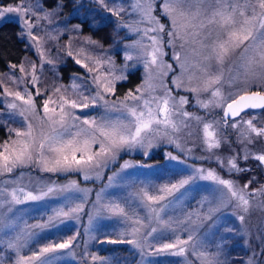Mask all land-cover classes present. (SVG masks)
Wrapping results in <instances>:
<instances>
[{
    "label": "snow or ice",
    "instance_id": "6c2138e0",
    "mask_svg": "<svg viewBox=\"0 0 264 264\" xmlns=\"http://www.w3.org/2000/svg\"><path fill=\"white\" fill-rule=\"evenodd\" d=\"M156 4L157 0H132L129 15L134 14L136 19L118 24V27H125L137 35L133 43L124 45L125 60H133L135 52L137 62L143 65L145 71L144 82L134 91L129 90L123 98H106L115 96L116 82L127 79L124 70L129 67L125 64L121 74L117 75L111 59L108 60L109 73L89 77L90 83L77 77L81 83L74 82L70 86L72 97L65 95L68 88L56 87L42 100L39 111L36 97L42 93L37 86L40 83L37 65L31 64L27 82L24 77H9L17 88L23 85V91L3 87L0 92V125L8 133V139L0 142V264H3L5 253L9 254L10 264H53L59 258L55 254L60 250H71L76 240L74 235L24 254L29 242L38 235L36 229L43 232L56 228V222H63L65 218L79 219L75 214L83 210V203L68 211L56 209L45 223L28 224L21 215L23 210L16 206L39 202L54 192L68 189H57L54 185L41 183L29 187L32 181L24 183L25 173L22 170L25 168L51 173L77 172L83 174L85 180L91 179L94 174L95 178L100 179L101 171L116 161L122 151L139 148L144 155H148L159 140H166L182 152L190 153L192 149L184 146L187 140H184V144L182 140L194 135L193 124L197 129L195 134L200 138V147L211 154L202 158H215L223 166L225 161L213 150L229 143L227 131L232 129L237 131V143L243 147L240 153L228 157V171H251L240 167L237 158L244 161L252 158L258 162V166H264V151L252 152L248 147L258 140L264 141V125L257 126L255 122L256 115L261 113L253 115L246 112H264V0H159L160 14L169 21L167 41L164 38L166 25L154 15ZM111 11L120 16L125 9L117 5ZM5 13L18 15L24 34L39 49V38L32 33L35 25L26 18L36 16L31 6H25L21 0L16 6L0 8V18ZM50 15L46 13L43 19H49ZM36 19L39 21L40 17L36 16ZM88 42L96 43L90 38ZM166 45L171 49V59L177 64L178 74L173 65L163 59L168 55L164 50ZM40 55L43 56L42 51ZM68 55L71 56L72 52L69 51ZM89 59H93L98 70L100 59ZM45 62L53 63L42 59L41 70ZM76 63L82 62L77 59ZM82 66L88 73L94 71L87 63ZM10 68L16 69L17 65L11 64ZM25 71L21 64L19 72ZM169 72L173 73L175 89L193 93L196 104L210 110L207 113L209 117L219 109L220 118L205 119L185 110L188 97L174 96L173 88L164 82ZM2 85L3 81L0 80ZM253 86L256 90H253ZM225 88L228 90L225 91ZM157 89L161 90L159 94ZM202 93H208L209 98L201 99ZM54 95L56 99H53ZM97 108L103 109V115L99 118L91 115V112H83ZM78 109L82 115L77 114ZM242 114L251 115L252 118L245 119ZM9 121L19 123L21 127L13 128ZM167 156L171 160H179L171 153H167ZM138 166L145 165L125 160L121 171ZM117 175L113 173L108 177L109 187L115 183ZM201 180L211 182L209 192L215 198V208L210 207L207 215L194 210L183 218L173 219L169 216L168 210L182 204L192 190L191 186ZM251 183L249 180L241 187L232 179L222 178L215 170L195 168L192 173L180 176L174 182L156 186L154 191L149 185L134 193L133 198L138 206L147 210L144 217L130 210L127 201L124 206L119 201H108L96 210V215L106 211L120 217L128 225V229L120 235L130 236L131 239L109 242L132 245L141 252L142 257L165 254L182 257L185 264H190L187 255L191 251L201 264H221L219 245L215 255L200 250L204 245L196 237L197 229L203 220L212 219L215 211L228 206L241 213L238 219L243 223L244 214L252 207V199L264 196V185L249 192ZM69 188L83 193L81 200L87 198V190L79 188L75 182ZM103 191L101 189V193ZM96 199L99 203L103 197L98 193ZM205 203L212 202L203 197L200 207ZM256 206L264 208V200H258ZM92 219L89 216L90 224ZM181 231L187 232L186 238L179 234ZM150 238L156 240L158 246L150 243ZM262 254L264 245L259 253H252L246 264H259ZM91 260L95 262L101 258L92 255Z\"/></svg>",
    "mask_w": 264,
    "mask_h": 264
},
{
    "label": "rangeland",
    "instance_id": "374dc122",
    "mask_svg": "<svg viewBox=\"0 0 264 264\" xmlns=\"http://www.w3.org/2000/svg\"><path fill=\"white\" fill-rule=\"evenodd\" d=\"M20 2L9 5H1L0 8L6 6H16ZM23 3L25 6H31L33 11L36 13V16L40 17L39 21H37L36 16L30 15L29 17H26L35 25L32 28V33L39 38L38 43L40 48L37 49L36 45L33 44L26 34H24L22 22L16 13H5L3 18H0V24L6 20L17 21L21 27V36L27 41L28 45L33 50L32 57L29 58L26 56L24 61L18 64L16 69H10L0 75V80L3 81L2 91L3 87H8L13 91H23V85H20V87L17 88V85L13 84L9 77L13 75L17 78L24 77L25 82H27V79L30 78L28 73L30 71L31 64L33 63L37 65V75L40 77V83L37 86L40 88L42 93L41 96L36 97L38 111L41 108L42 100L47 95L51 94L52 90L56 87L63 86V88H68L69 91H67L65 95L72 97L73 93L70 86L74 82L77 84L81 83L80 79H76L77 77L83 78V80L90 83L89 77L98 73H109V59H111L113 69L117 75L121 74V69H124L125 64L129 66L124 70V74L127 78L130 72L137 69L141 70L142 80L134 89H132L133 91L144 82V67L141 63L137 62L135 52H133V60L126 61L124 58V45L133 43V41L137 39V35L129 32V30L125 27H118V24L128 23L136 19L134 14L131 16L129 15L131 12L130 4L132 3V0H103V2H101V0H76L75 7L69 15L62 14L61 3L57 4L53 8L44 6L42 0H23ZM117 5H120L125 9V11L120 13V16L114 15L113 11H111ZM46 13L51 14L49 19H43ZM154 15H157L160 18V22L166 25L164 38L165 41H167L168 37L166 32L169 21L160 14L159 0H157L156 12ZM84 21H87L93 27L101 26L107 22H113V41L110 44L105 45L98 39L92 37L90 34L83 33L82 28ZM88 38L96 43H89ZM69 44L71 45L70 48L68 47ZM164 50L168 53V55L163 57L164 61L171 63L173 68L176 69V74H178L179 69L177 64L171 59V49L166 45ZM41 51L43 52V56L40 55ZM69 51L72 52L71 56L68 55ZM69 57H71L75 62L77 59L81 60L82 63L79 64L81 66L82 64L87 63L89 67L94 69V71L92 73H88L87 69L82 66L84 73L74 74L69 82H63L60 79L61 74L59 67L61 64H64ZM89 57L100 59L101 65L98 70L97 66L93 63V59H89ZM42 59L44 61L51 60L53 63L48 64L45 62L43 64V69L41 70L39 66ZM21 64L25 67V73L19 72ZM172 76L173 73L169 72V74L164 77V82L169 88H173L174 96L179 97L183 95L188 97V104L184 105L185 110L190 113H195L198 116L205 117V119L220 118L219 109H216L212 113V117H209L207 113L210 110L200 108L195 102L193 93L185 92L183 89H175L172 84ZM108 78L110 79L111 76L109 75ZM122 81H117L115 86ZM239 86L240 85H237V87ZM29 87L32 86L29 85ZM227 90L228 89L225 88V91ZM253 90H256L254 86ZM160 91V89H157V94H159ZM124 95L115 94V96L109 95L106 98L114 100L116 97L123 98ZM208 98V93L201 94V99L206 100ZM53 99H56L55 95L53 96ZM50 107H52V105H50ZM250 111L251 110L246 112L251 113ZM76 112L78 115H82L81 110L78 109ZM83 112H91V115L96 116L97 118L103 115V109L99 108L85 109ZM257 113L260 112H252L251 114L255 115ZM244 118L250 119L252 116L244 115ZM255 122L257 123V126L264 125V112L256 115ZM9 124L13 128L21 127V124L19 123H12L9 121ZM192 131L194 135L191 137H183L182 140V144H184V140H187V143L184 144V146L192 149L190 153L187 151L182 152L180 149L176 148L174 144H170L166 140L157 141L156 146L149 150L148 155H151V160H145L144 158L138 160L134 157L139 154L143 157L148 156L144 155L143 150L139 148L131 151H122L116 161L112 162L107 168L101 171L100 179L95 178L94 174L91 179H88L94 182H102V184L99 186L97 185L96 188L93 185L82 183L86 180L83 178V174L81 173H79V175L83 179L82 182L72 176L69 178L59 179L60 175L77 172L51 173L43 172L36 168L23 169L22 171L25 173L24 183L28 184L29 180L32 181V184H30L29 187H33L35 184L41 183L44 185H54L57 189H68L65 191L54 192L52 195L39 202H29L27 204L16 206L18 209L23 210L21 215L28 224L45 223L46 218L53 215L54 210L63 208L65 211H68L77 204L83 203V210L78 214H75L78 215L79 219L71 217L65 218L63 222H56V228L47 229L43 232L36 229L35 231L38 235L29 242V246L42 234H57L62 232L65 234L64 239L75 235L76 240L74 241L71 250H60V252L55 254L59 258L55 259L53 264H102L104 261H106L107 264H185V259L182 257L169 256L165 254L158 256L147 255L142 257L141 252L138 249H135L132 245L127 243H110L109 241L112 240L131 239L130 236L122 237L120 235V233L125 232L128 229V225L125 224L120 217L112 216L106 211L100 212L99 215H96V210L108 201H119L122 206H124V202L127 201V206L130 210H135L141 217H144L147 214V210L138 206V203L133 198L134 193L139 191L142 187L149 185L152 186L154 191L156 186L174 182L179 179L180 176L192 173L195 168L215 170L222 176V178L232 179L241 187L249 181L247 180L246 182H241L234 177L224 176L218 169L222 168L223 170L229 172L227 167L228 157L241 152L243 146L237 143L238 136L236 130L228 129L227 139L229 143L223 144L221 148L213 150L216 155L220 156L221 159L225 161L223 166L218 164L215 158H202L211 154L203 151L200 147V138L197 134H195L197 133L195 124H193ZM2 134H0L2 135L0 142L8 139L7 132ZM181 136H183V133ZM248 147L252 152L264 151V141L258 140L256 143L249 145ZM167 153H171L173 156L179 157V160L169 159ZM124 155L128 156L124 157L120 161L121 157ZM125 160L131 161L136 165L145 166H138L121 171V166ZM243 161L244 160L237 158V163L240 167H242L240 163ZM117 162L119 164L116 166ZM256 162L257 161H255V163ZM246 167H248V165ZM259 170L264 174V166H260ZM17 171L19 172L20 170ZM113 173H118V175L116 176L115 183L109 187L108 177L112 176ZM73 182H75L79 188L87 190L86 199L81 200L80 198L84 194L77 192L74 188H69ZM262 185H264V182H261L257 186L250 184L248 191L251 192L253 189L260 188ZM210 186L211 182L209 181H197L191 186L192 190L189 192L183 203L177 205L174 210L169 209L168 215L173 219L183 218L186 213L194 210H199L202 215H207L208 209L210 207L215 208L216 206L215 198L209 192ZM101 189L104 190L102 193ZM98 193H100L103 197L99 203L96 199ZM203 197H207L212 203H205L201 208L200 201ZM258 200H264V196L252 199V207L247 214H244L245 220L243 223H241L238 219V215L241 213L234 210L231 206L223 207L219 211H215L212 214V219L203 220L197 229L196 234L197 239L202 241L204 245V247L200 250L206 251L210 255H215L218 251L217 245H219V260L221 263L227 261V257L225 255L230 252H234L237 247L243 250L238 253L243 259L241 264H246L253 252L259 253L261 246L264 245V208L256 206ZM89 216L93 217L91 224L89 223ZM229 229H231V231H229ZM68 230H70V232L66 233ZM179 234L182 238H186L187 236V232L181 231ZM149 242L158 246V242L156 240L150 238ZM112 244H126L128 246L127 253L118 254L116 251H107L108 246ZM26 249H24V251ZM70 252L72 254H69ZM243 252L245 253L241 254ZM86 254L87 258H85ZM4 255L5 258L3 260V264H10V260L8 258L9 254L5 253ZM92 255L100 257L101 260H97L95 262L92 261ZM234 256H237V254L235 253ZM260 258L263 261L264 254L260 255L259 259ZM187 261L190 262V264H201L200 260H198L191 251L187 255Z\"/></svg>",
    "mask_w": 264,
    "mask_h": 264
},
{
    "label": "trees",
    "instance_id": "16d2710c",
    "mask_svg": "<svg viewBox=\"0 0 264 264\" xmlns=\"http://www.w3.org/2000/svg\"><path fill=\"white\" fill-rule=\"evenodd\" d=\"M21 0H0V6L1 5H9V4H15L20 2ZM44 6L48 8H53L57 4L61 3V12L63 15H69L74 7L76 0H42ZM165 19V18H164ZM83 33L90 34L92 37L98 39L100 42H102L105 45L110 44L114 39V24L113 22H107L101 26L93 27L91 26L87 21L83 22ZM33 50L28 45L27 41L21 36V27L20 24L15 20H6L3 23L0 24V75L3 72L9 71L11 64H18L22 63L24 61V58L28 56L29 58L32 57ZM60 70V79L63 82H69L71 77L74 74H82L84 73V69L81 65L77 64L71 57H69L64 64H61L59 67ZM142 80V74L141 70L137 69L133 72H130L128 74V78L125 81H122L117 84L116 86V94L117 95H124L129 90L134 89ZM0 92H2V86H0ZM2 107V105H0ZM252 112H260L263 113L262 110H251ZM5 129L2 125H0V134L5 133ZM3 135V134H2ZM2 135H0V138H2ZM128 155H124L121 157L120 161L127 157ZM138 160L145 159V160H151L152 157L147 158L146 156L143 157L141 154L135 155ZM119 163H116V166ZM242 165V168L248 167L251 169V171L248 172H227L223 170L222 168H218L219 171L224 175L228 177H234L241 182H246L247 180H251V185L257 186L261 182H264V174L259 170L258 163H255V160L249 158L247 161H243L240 163ZM215 165V164H214ZM58 176V175H57ZM70 176L76 178L77 180H80L81 182L83 179L79 175V173H69L66 175H60L59 179L69 178ZM82 183L93 185L95 188L96 186L102 184V182H94L91 180H86ZM70 230L66 231V233H69ZM64 233L60 232L57 234H42L37 239H35L30 246L24 251V253L30 254L32 250L39 246H43L44 244L50 243V242H57L62 241L64 239ZM128 246L126 244H112L108 246L107 251H116L118 254H126L127 253ZM237 247V249L234 252H230L229 254H226L227 261L222 262L221 264H241L243 259L242 256H240L238 253L239 251H243ZM235 253L237 256H234ZM245 252L241 253L244 254ZM259 263L264 264V260L262 261L261 258L259 259Z\"/></svg>",
    "mask_w": 264,
    "mask_h": 264
},
{
    "label": "water",
    "instance_id": "95a60500",
    "mask_svg": "<svg viewBox=\"0 0 264 264\" xmlns=\"http://www.w3.org/2000/svg\"><path fill=\"white\" fill-rule=\"evenodd\" d=\"M246 111H249V110H246ZM147 157H148V158H150V157H151V155H148Z\"/></svg>",
    "mask_w": 264,
    "mask_h": 264
}]
</instances>
